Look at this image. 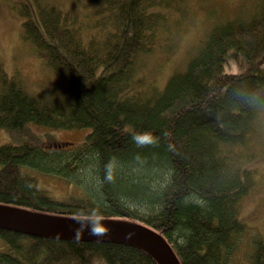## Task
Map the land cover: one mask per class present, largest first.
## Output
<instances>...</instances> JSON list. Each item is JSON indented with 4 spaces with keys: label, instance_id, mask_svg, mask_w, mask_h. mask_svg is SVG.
Wrapping results in <instances>:
<instances>
[{
    "label": "trees",
    "instance_id": "obj_1",
    "mask_svg": "<svg viewBox=\"0 0 264 264\" xmlns=\"http://www.w3.org/2000/svg\"><path fill=\"white\" fill-rule=\"evenodd\" d=\"M89 1L95 9L86 15L78 3L38 4L40 20L21 3L24 37L61 81L32 95L0 67V128L35 122L92 130L78 145L1 144L0 204L79 219L97 208L103 219L145 222L180 264H232L248 230L239 207L257 183L251 163L264 153V0H242L234 16L211 25L185 69L161 88L136 85L138 59L180 34L186 0ZM144 130L159 143L137 147L132 135ZM113 156L117 178L102 182ZM24 165L65 178L82 194L58 199ZM0 239V264H158L119 243L8 230ZM252 242L244 264H264V238Z\"/></svg>",
    "mask_w": 264,
    "mask_h": 264
},
{
    "label": "rangeland",
    "instance_id": "obj_2",
    "mask_svg": "<svg viewBox=\"0 0 264 264\" xmlns=\"http://www.w3.org/2000/svg\"><path fill=\"white\" fill-rule=\"evenodd\" d=\"M197 1L186 0L184 9L187 12V19L180 34L172 38L170 42L164 41L162 48L142 58L139 71L136 73L137 86H147L153 82L151 83L153 86L161 88L173 73L185 69L211 25L234 16L242 0H208L194 7L195 10H193L192 5ZM22 2L31 3L36 8L37 20L41 19L38 4L42 7L53 4L66 7L78 3L84 15L91 13L95 7L89 0H47L46 2L0 0V67L7 74L21 79L26 91L35 95L45 87L60 82L61 76L45 63L31 42L24 37L23 26L26 17L22 13L23 10L25 11ZM179 14L180 12H177V15ZM260 122L264 126V107L260 112ZM91 130V127L57 128L29 122L19 129L0 128V145L24 141L42 146H48L51 143L78 145L86 140ZM251 166L255 169L257 183L243 199L240 210V216L246 222L248 230L235 253L232 264H244L249 260L253 251L252 237L264 238V153L256 157ZM23 169L36 175L38 186L58 199H63L70 194L75 196L82 194L81 186L78 187L77 184L65 178L27 165H24ZM19 208L29 210L24 207ZM113 221L152 230L145 222L132 218L118 217ZM5 246L4 241L0 239V249Z\"/></svg>",
    "mask_w": 264,
    "mask_h": 264
},
{
    "label": "water",
    "instance_id": "obj_3",
    "mask_svg": "<svg viewBox=\"0 0 264 264\" xmlns=\"http://www.w3.org/2000/svg\"><path fill=\"white\" fill-rule=\"evenodd\" d=\"M113 220L102 219L100 222L108 230L106 235L91 236L84 230L77 240L74 238L75 229L80 227L77 218L0 204V230L49 239L119 243L144 251L158 264H180L174 250L155 231Z\"/></svg>",
    "mask_w": 264,
    "mask_h": 264
},
{
    "label": "clouds",
    "instance_id": "obj_4",
    "mask_svg": "<svg viewBox=\"0 0 264 264\" xmlns=\"http://www.w3.org/2000/svg\"><path fill=\"white\" fill-rule=\"evenodd\" d=\"M160 137L155 135L152 131L144 130L141 132L134 133L132 135V142L139 148L153 146L159 143ZM119 170V160L113 156L103 166V178L102 182L113 183L117 178ZM186 202L187 199H186ZM199 202V201H193ZM84 219L77 218V223L80 227L74 231V238L79 240L84 230L88 231L91 236H102L107 234V228L102 226L100 223L103 219V215L97 208L89 209L86 213H81Z\"/></svg>",
    "mask_w": 264,
    "mask_h": 264
},
{
    "label": "bare ground",
    "instance_id": "obj_5",
    "mask_svg": "<svg viewBox=\"0 0 264 264\" xmlns=\"http://www.w3.org/2000/svg\"><path fill=\"white\" fill-rule=\"evenodd\" d=\"M149 53H151V52H143V53H140V57H139V59H138V62L140 63L141 61H142V58L145 56V55H147V54H149ZM260 101L259 102H256V103H254V105H252L251 106V108H250V113L249 114H251V113H253L256 109H257V107L260 105ZM263 107V106H262ZM261 107V108H262ZM252 191V190H251ZM249 194V193H248ZM247 194V195H248ZM226 202H229L230 200H231V198H230V196H226ZM241 206H242V202H241V204H240V209H241ZM233 245V242L231 241V246Z\"/></svg>",
    "mask_w": 264,
    "mask_h": 264
}]
</instances>
